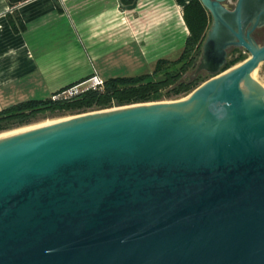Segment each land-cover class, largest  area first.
Listing matches in <instances>:
<instances>
[{"label": "water", "instance_id": "obj_1", "mask_svg": "<svg viewBox=\"0 0 264 264\" xmlns=\"http://www.w3.org/2000/svg\"><path fill=\"white\" fill-rule=\"evenodd\" d=\"M198 1L209 78L183 98L0 138V264H264V0Z\"/></svg>", "mask_w": 264, "mask_h": 264}, {"label": "crops", "instance_id": "obj_2", "mask_svg": "<svg viewBox=\"0 0 264 264\" xmlns=\"http://www.w3.org/2000/svg\"><path fill=\"white\" fill-rule=\"evenodd\" d=\"M0 0V109L51 97L63 87L133 77L156 60L176 59L187 29L188 0ZM23 29L13 33L6 13ZM153 69V68H152ZM120 71V72H119ZM138 74V75H141Z\"/></svg>", "mask_w": 264, "mask_h": 264}, {"label": "trees", "instance_id": "obj_3", "mask_svg": "<svg viewBox=\"0 0 264 264\" xmlns=\"http://www.w3.org/2000/svg\"><path fill=\"white\" fill-rule=\"evenodd\" d=\"M120 0V4H126ZM10 7L15 4H10ZM8 26L13 33L23 29L16 13H6ZM187 29L183 48L174 60L158 59L150 73L133 77H114L103 80L102 90L86 89L68 98H56L61 91L74 86L67 85L54 92L51 97L24 100L0 109V132L29 124L38 116L63 115L102 110L113 106L154 102L162 98L173 99L187 95L200 83L209 78L204 72L194 73L200 44L210 22L207 11L198 0H188L181 10ZM264 28V27H263ZM257 41V37H253ZM245 57L239 49H232L221 70L241 62Z\"/></svg>", "mask_w": 264, "mask_h": 264}, {"label": "rangeland", "instance_id": "obj_4", "mask_svg": "<svg viewBox=\"0 0 264 264\" xmlns=\"http://www.w3.org/2000/svg\"><path fill=\"white\" fill-rule=\"evenodd\" d=\"M234 2V0H227V4L230 6L232 5ZM258 36H257V43L258 44H261L263 41H264V31H261V32H258L257 33ZM232 50V49H231ZM240 50V54L243 56V57H247L248 54L242 50V49H239ZM237 64V63H236ZM153 67H151V70H152ZM149 70H147V68L145 69H139L137 71H134L133 73H131L132 75H138V74H141V73H144V72H148ZM120 72V71H119ZM205 73V72H204ZM206 74V73H205ZM207 75V74H206ZM253 79L257 82V84L261 85V86H264V62L260 63L258 65V67L256 68L255 70V73L253 74ZM89 84H82V85H74L72 87H69L63 91H61L60 93H58L57 95L53 96L52 99H56V98H62V97H70V96H73L79 92H82L86 89H88ZM103 88V86H102ZM99 89V90H102ZM184 96H180L178 98H173V99H166V98H162L161 100H158V101H172V100H176V99H180V98H183ZM117 106H113L111 108H115ZM108 109V108H107ZM92 111H97V110H92ZM88 112H91V111H88ZM83 113H86V112H83ZM77 114H80V113H73V114H69V113H66V114H63V115H44V116H38L37 118H35L33 121H31L29 124L27 125H24V126H20V127H13L9 130H6V131H2L0 132V134L2 133H6V132H9V131H13V130H16V129H21V128H24V127H27V126H31V125H36V124H40L41 122H44V121H53V120H57V119H60V118H66V117H71L73 115H77Z\"/></svg>", "mask_w": 264, "mask_h": 264}, {"label": "bare ground", "instance_id": "obj_5", "mask_svg": "<svg viewBox=\"0 0 264 264\" xmlns=\"http://www.w3.org/2000/svg\"><path fill=\"white\" fill-rule=\"evenodd\" d=\"M255 70L256 69H254L251 72V77L252 78H253V74L255 73ZM259 87H261L262 89H264V86L259 85ZM71 117H73V116H71ZM71 117L60 118V119L53 120V121H44V122H41L40 124L31 125V126H27V127L21 128V129H16V130H13V131H9V132H6V133H2V134H0V138L6 137L8 135L15 134V133H19V132H22V131H26V130H29V129H33V128H36V127H41V126H44V125H48V124H51V123H55V122H58V121H62L64 119H68V118H71Z\"/></svg>", "mask_w": 264, "mask_h": 264}, {"label": "built area", "instance_id": "obj_6", "mask_svg": "<svg viewBox=\"0 0 264 264\" xmlns=\"http://www.w3.org/2000/svg\"><path fill=\"white\" fill-rule=\"evenodd\" d=\"M89 85L87 88L90 89H101L103 86V81L96 75H93L89 80ZM62 98H68V97H62Z\"/></svg>", "mask_w": 264, "mask_h": 264}, {"label": "flooded vegetation", "instance_id": "obj_7", "mask_svg": "<svg viewBox=\"0 0 264 264\" xmlns=\"http://www.w3.org/2000/svg\"><path fill=\"white\" fill-rule=\"evenodd\" d=\"M264 27V26H263ZM261 27V28H258V29H255L253 32H252V36L254 37H257L258 36V32H261V31H264V28Z\"/></svg>", "mask_w": 264, "mask_h": 264}]
</instances>
